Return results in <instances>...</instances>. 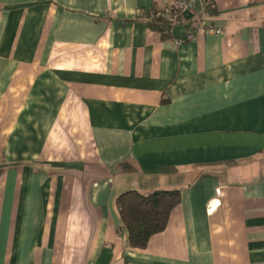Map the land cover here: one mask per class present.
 <instances>
[{
  "label": "crops",
  "instance_id": "0c3cea01",
  "mask_svg": "<svg viewBox=\"0 0 264 264\" xmlns=\"http://www.w3.org/2000/svg\"><path fill=\"white\" fill-rule=\"evenodd\" d=\"M176 1L0 0V264H264V0L153 30ZM156 190L133 249L117 197Z\"/></svg>",
  "mask_w": 264,
  "mask_h": 264
},
{
  "label": "trees",
  "instance_id": "16d2710c",
  "mask_svg": "<svg viewBox=\"0 0 264 264\" xmlns=\"http://www.w3.org/2000/svg\"><path fill=\"white\" fill-rule=\"evenodd\" d=\"M213 2H206L204 12L212 10ZM162 9L154 10V16L149 19L150 27L165 35L173 25L172 19ZM172 16V17H173ZM181 194L178 190H156L149 194L138 191H128L117 197L116 208L120 213V220L128 234V242L133 249H144L150 239L163 232L168 225L173 210L180 205Z\"/></svg>",
  "mask_w": 264,
  "mask_h": 264
},
{
  "label": "built area",
  "instance_id": "2783aa9c",
  "mask_svg": "<svg viewBox=\"0 0 264 264\" xmlns=\"http://www.w3.org/2000/svg\"><path fill=\"white\" fill-rule=\"evenodd\" d=\"M206 2L207 0H177L175 2V5H173V9L171 8H163V11L165 14L170 15V14H184V13H195L197 10L205 11L206 8ZM204 18V17H203ZM208 30L209 32L216 33V34H221L219 30H213L212 27H207L206 26V20L205 18L199 22L198 24V29L197 31H204ZM193 34L188 35V39L193 38ZM179 41L173 42L175 45H179ZM219 193V192H218ZM212 208H210L211 210Z\"/></svg>",
  "mask_w": 264,
  "mask_h": 264
}]
</instances>
